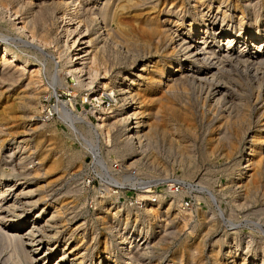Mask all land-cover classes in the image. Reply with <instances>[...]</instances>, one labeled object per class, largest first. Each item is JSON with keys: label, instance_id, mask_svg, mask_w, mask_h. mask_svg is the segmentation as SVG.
I'll return each instance as SVG.
<instances>
[{"label": "bare ground", "instance_id": "bare-ground-1", "mask_svg": "<svg viewBox=\"0 0 264 264\" xmlns=\"http://www.w3.org/2000/svg\"><path fill=\"white\" fill-rule=\"evenodd\" d=\"M212 4L217 5V10H215L217 13H222L223 19L227 18V12L221 11V7L227 9L231 6L234 12L239 14L237 30L227 32V29L221 31L215 28L216 18L210 13ZM90 5L91 7H89ZM244 9L249 10L253 16L254 25L252 23L253 26L250 28L243 25L247 18ZM55 13H58V17L55 19L57 21L56 29L59 30V35L64 36L63 46L60 51H56L57 55H55L59 59L62 53L66 55L63 67L58 71L70 78L72 86L52 73V69L55 67L54 59L45 54V47L53 43L50 38L49 18ZM220 22L223 23L222 20ZM0 24L12 28L10 32L0 26V85L25 84L14 100L15 108L21 112L22 120L27 119V122L31 125V121L39 122L35 114L31 113L32 111L35 112L34 104H37L38 97L41 94L56 96V89L62 88L66 91L72 89V91H75L76 88L81 87L86 89L88 96L95 91L98 95H107L114 99L113 110L100 109L95 112L97 123L94 127H91L86 114L75 116V114H71L66 110L62 101L57 102L62 118H70V122L76 117L82 118L86 131L83 130V134H80V132L77 134L84 142L90 143L99 139H112L116 142L115 144L121 147L123 152H130L136 158H139L130 165L128 164L133 166L141 163V160L147 156L145 154L151 146L153 135H164L169 130L170 140L176 143L177 148L186 150L189 155L192 144L190 145V141L186 140L176 128L177 125L175 126V123L177 121L178 123L181 122L182 118L188 122L191 116V111H189L191 110V106H189L191 104L184 95H181L192 83L205 84L207 93L204 96L206 99L210 97L211 102H213V104L210 103L213 105V110L215 107L221 114V121L217 127V129L219 128L218 137L213 138V146L222 147L225 156L228 158L237 156L240 152L239 146L244 141L246 142V150L241 153V162L238 161L239 170H237L238 172L234 178L229 181V188L239 186V181L246 177V171L251 172L249 175L252 183L249 181L250 184L245 187L250 188L249 191L257 182L256 179L264 176V100H262V97H264V55H259L260 50L264 51V39L261 36V33L264 34V0L259 3L257 0H0ZM237 45H239L238 48H236ZM30 58L38 66L30 63ZM111 58L113 61H120L119 59L130 60L131 69L125 71L124 75L117 74L111 79V76L109 77L110 70H108ZM50 68L51 72L48 74L50 83L45 85L41 80V72ZM98 71L100 74H98ZM98 77L101 81L95 80ZM94 87L97 91L93 90ZM8 88L10 89V87ZM140 91L153 95L155 101L160 106L162 104L165 110L167 109L164 116L171 119L169 123L166 117V123H169V127L166 126L168 130L164 127V130L159 132L158 128L149 125V122L145 120V114L147 113L140 109L144 101V99L141 101L142 98L139 100ZM157 93H160V96H157ZM142 94L141 92L140 97H142ZM245 94H249V96L247 97ZM178 96L184 97L185 101H188V104L183 105L184 108L182 106L180 109L177 108L178 105L182 104L178 103L176 106V100H180ZM89 97L93 98L94 96ZM148 97H146L147 100ZM159 107L155 109V112L158 111L160 117L159 111L161 109L159 110ZM161 116L163 115L161 114ZM153 121H150L151 124L156 123L158 120ZM41 125L44 126V123L40 122L37 126L42 127ZM37 126L35 125V127ZM72 126L74 127V125ZM145 127L147 129H144ZM33 128L31 130L29 128L28 131H32ZM4 130L6 131V129L0 127L1 134ZM171 146L173 145L170 144L168 148L170 149ZM3 147L4 142H0V152ZM38 147L29 145L26 138L12 141L9 145L10 150L17 148L22 153V157L18 159L20 163L22 162L21 169L23 172L15 176L12 175L14 178L11 179L14 180L11 183L7 181L11 175L8 177V174L0 168V188L2 185L9 183L4 190H0V225L5 226L3 229L0 226V241L8 244L14 249V252L19 254L18 250H20L21 254L27 256L28 252L27 249L25 250V246L30 248L34 247L35 244L41 245L42 241H36V238L40 237V232H44L45 228L54 231L51 238L56 239L55 230L58 228L59 210L61 209L60 206H55V202L52 200L38 197L37 188L29 189V178L34 174L30 175V170H27L23 165L26 162L24 160L31 159L32 164V160L37 158L40 164L37 161L35 166H38V168H35L39 171V169H42L43 163L50 158H47L48 154L43 156V154L38 153L39 151L36 152V150H39ZM31 148L33 149L31 150ZM150 149H152V146ZM12 153L13 151H11ZM214 155L216 156V154ZM226 157L223 156V158ZM146 158L147 165H151L152 162L149 163L148 157ZM50 159L52 160V158ZM50 161L46 165L49 166L48 171L56 170L59 167L58 163ZM194 168L192 162L187 164L185 171L187 176H192ZM155 182L157 184L163 183L159 180H155ZM187 188L188 186H186V191ZM231 189L233 190V188ZM146 192L142 191L139 196L140 199L145 201V206L142 208L143 213L145 212L144 214L156 218L159 214L161 201L160 199L154 203L146 201L148 200ZM176 193H180V191ZM173 197L175 196L173 195ZM100 202L103 204L102 201ZM40 203L44 206L39 209L36 217L33 219L27 218V213ZM168 205L169 209L173 208V204ZM174 205H176L175 202ZM65 206L62 207L61 205L62 208H65ZM48 207L54 209L50 218L43 221V223L38 222L39 218L37 217ZM103 207L99 208L100 214L105 211ZM148 207L151 208L148 209ZM174 207L175 209L172 210L175 217L171 219L172 223L177 220L176 218L178 220L187 218L183 212L181 213L180 209ZM61 212L63 211L61 210ZM100 214L98 220L102 218ZM109 214L113 216L112 213L109 212ZM203 216L208 219V231L214 230L216 222L214 218L218 217V214L214 211L211 212L209 209V212L203 214ZM208 222L205 221V223ZM25 227L28 229L26 230ZM116 234L117 238L113 245L116 246L118 253L123 255L122 263L131 264L128 260H131L132 256L126 255V252L124 253L125 246L128 243L130 245L139 237L142 239V232L121 230ZM241 240V238H236L233 245L231 243L229 247L223 250L220 247L212 246L207 261L202 258L201 242L186 241L181 252L177 253L178 255L175 257H171L168 264H264V237L260 238L253 246L249 237L244 238V250L246 251L240 248ZM68 242L69 239H67L66 246L69 245ZM102 243L104 246L95 257L92 252L86 251L85 254L79 256V259L84 260V258L89 257L93 260L97 259L96 261L102 259L107 264H117L110 252L112 240L108 242L104 240ZM155 243L157 244L151 247L146 243L141 245L137 259L154 260L152 258L157 254L154 253V248L160 246L158 241ZM66 246H64V249L68 251L69 249H66ZM251 247L252 251L249 250ZM52 249L53 247L51 249L47 248L41 255L43 263ZM126 249L128 248L126 247ZM66 251H63L61 257L52 264H62L67 257L69 258L72 251ZM76 260L72 259L70 264H77ZM81 261L79 260V262ZM151 261L145 264H156L150 263Z\"/></svg>", "mask_w": 264, "mask_h": 264}, {"label": "rangeland", "instance_id": "rangeland-1", "mask_svg": "<svg viewBox=\"0 0 264 264\" xmlns=\"http://www.w3.org/2000/svg\"><path fill=\"white\" fill-rule=\"evenodd\" d=\"M261 1L262 0H257L258 3ZM89 7H91V5ZM216 7L217 5L212 4L211 9H210V13H212V15L216 18L215 25H214L215 28L216 29L218 28L221 31H225V29H227L226 30L227 32L237 30V20H238L239 14L235 13L234 9L231 6H229L227 9L225 7H221L220 8L221 11L224 10L225 12H227L226 13L227 18H225L226 19L225 20L222 17V13L220 12L217 13ZM245 11L247 13V18L245 19L243 25H245L246 28H250L254 25L253 16L251 15L249 10L244 9V12ZM57 17H58V13H55L53 16L49 18L50 38H51V42L53 43L45 47V54L50 56L52 59H54V61L56 60L55 62L53 61L55 67L53 66L54 68L52 69L53 70L52 73L56 74V76H58L60 79L62 78L63 81L65 80V82L68 85L71 84L70 86H72V82L70 81V78L67 77L65 74H62V72L58 71L59 69L63 67V64L65 62L64 59L66 55L62 53L60 55L61 56L60 59L58 56H56L57 55L56 51L58 50L60 51V49L63 46L62 43L64 41V38H63L64 36L62 34L61 35L58 34L59 30L57 31L56 26H55L57 22L55 21V19H57ZM220 20H222L223 23H221ZM0 26L3 27L4 29L9 30L10 32L12 30L10 26H6L5 24H0ZM261 36H262V39H264L263 33H261ZM238 47L239 45L236 46V48ZM259 55H264V51L260 50ZM119 60L120 61H116V60L113 61L112 58L110 59V62H109L110 65L108 67V70H110L109 77L111 76L110 77L111 79L117 74L124 75L125 71H129L131 69L130 60H121V59ZM29 61L30 63L38 66V64L31 58L29 59ZM45 71L41 72V80H42V83L46 85L50 83L48 79V76H49L48 74H50L51 68L49 70L47 69L46 72ZM98 74H100L99 71H98ZM95 80L99 81L100 79L98 77ZM198 84L199 83L190 84L185 89L187 93L186 91H184L185 93H182L181 95V96L184 95V97H186L189 103L191 104L189 105L191 106L190 107L191 110L189 111H191L190 113L192 117L190 116V118L188 119L189 120L188 122L186 120L184 121L183 120L184 118H182V120L180 119L181 122L178 123L177 121V123H175V126L177 125L176 128L179 130L182 136L185 137L186 140L190 141L189 142L190 145L192 144L191 146L192 149L190 151L191 153L189 155L187 154L188 152L186 153V150L177 148L176 143L170 140L171 136L168 133L170 132L168 130V127H169L168 124L170 123L169 120L171 119L168 116H164V113H166L167 109L165 110L164 109L165 107L162 104L160 106L159 103L155 101V97L153 95L151 96V94H147L146 92H143V91L139 92L140 94L141 92L143 93L142 97H140V94H139V100L141 98H142L141 101L144 99V101L142 102L143 106L140 109H142L144 113H147L145 114V117H146L145 120L149 122V125L151 126L154 125L155 128H158L159 132L163 131L164 127L166 126H168L166 127L168 131L164 135H159V134L153 135V139L151 143L152 149H150L151 148L150 146L148 149V152H146L145 154L147 156L145 157L143 156L144 159L141 160V163L133 165L135 175L138 178H145L149 180L153 179V181L159 180V181H162L163 183L165 181H168L166 179L164 180L163 177L173 176L179 179L184 185L188 186L187 191H186V188L182 187L181 189L182 192L180 191V193H174V194L170 192H166V191L164 192V187L159 186L158 193L159 194H162L163 192L164 193L159 196V199L161 201L160 210L156 218L155 217L153 218L150 215L144 214L145 212L143 213L142 208H144L145 205H143L141 209H135L130 204V201L134 198V196L136 195L139 198L140 193L142 191L144 192V190L137 191V193L136 191L129 190V191H125L121 193V195L117 194L114 196H106L107 197L106 198L105 196H100L96 194L94 191L88 190L81 186L80 175H81V171L84 166V163L86 161V156H85L82 146H80V144L77 142V140H75L73 136V133L74 134L76 133L75 136L79 138L80 137L78 135L79 132L80 134H83V132L86 131V128L83 124L81 117H76V119L74 118V120L70 122L69 120L70 118L64 119L61 116V118L64 121L67 120L69 122L66 125L63 124L61 120H57V119L45 122L44 126L41 125L42 127L37 126L40 124V122H35V120L30 122L32 123L31 125L27 122V119L22 120L21 112L15 108L14 100L17 98L18 93L23 89L22 87L25 84L18 83L17 85H13V86L0 85V127H2L3 129H6V131L4 130L2 134L0 133V142H4V147L0 152V156H1L0 157L1 159L0 168L1 170H3L4 172L8 174V177L11 175L10 178H8L7 180L8 182L11 183L14 180V179H11V178H14L13 176L23 172V170L21 169L22 162L20 163L18 159L19 157H22L21 156L22 153H20L17 150V148H14V149L12 148L13 150L12 149L10 150L9 145H11L12 141L16 139H18L19 141L22 138H26L29 141V145L39 146L40 148L38 147L39 150H36V152L39 151L38 153L43 154V156L44 154L45 155L48 154L47 158L50 157L52 158V160L48 158L47 162H49L50 160L56 161L59 167H57L56 170H54L55 172L51 170L48 171L49 166H46V165L49 163L45 162L42 165V169H39L38 171L36 169L38 168V166L37 167L35 166V164H37V161H38L37 158L32 160L33 162L32 164L30 162L31 159L24 160V162L25 161L26 162L23 165H25L27 170H30L29 171L31 172L30 175L32 173L34 174V175H31L29 178V184H28L29 189L37 188L36 192H37L38 197H43L45 199L52 200L53 202H55L54 204L55 206H58V207L60 206L59 208H61L59 210L60 212H59L58 228H56L55 230V233L58 235V236L57 235L55 236L56 239L51 238V236L54 234V231H51L50 229L45 228L44 229L45 233L43 231L40 232V237H38L39 239L36 238V241L37 240L42 241L41 245L35 244L34 247H30V248L25 246V250L27 249L28 256L21 254L20 250H18L19 254L14 252L13 251L14 249H12L8 244H4L3 241H0V264H31V263L52 264L54 261L58 260L61 257L63 251H66L64 249V246H66L67 239H69V242H68L69 245L66 246V249H69L71 251L73 249L74 250L72 251V254L70 255V257L69 258L67 257L66 260L62 264H70L72 259H77L78 261L77 260L75 261L77 262V264L79 263L107 264L103 262L102 259L99 261H96L97 259L93 260L92 258H89V257L84 258V260L79 259V256L82 255L83 253L85 254L86 251H88L89 253L92 252V255L95 257V255L98 254L102 250L104 246L102 241L104 240L107 242L112 240V244L110 245L111 247L110 252L113 255V259H115V262L117 264H124L122 263L123 255L118 253L116 246L113 245L114 241L117 238L116 232L121 231V230H128V231L135 230L137 233L142 232V239H140L141 237H139L136 241H133L132 243H130V245L128 243L125 246L124 253L126 252V255L132 256L131 260L126 259L130 261L131 264H140V263L145 264L151 261L146 258L141 259V260L137 259V255L140 253L139 249L141 245H144L145 243L149 244L150 247L153 246L154 244H157L155 243L157 241H158V244L160 243V246H158L157 248H154V253H157V254L154 258H152L154 260H152L150 263L168 264L169 263L168 261L170 260L171 257H175L181 252V249L184 248L183 246L186 241H191L193 243L201 242L202 245H201L200 250L203 255L202 258H204V260L207 261L209 250L212 246H215L216 248L220 247L223 250L229 247L231 243H232L231 245H233V241L236 238H241L242 240L240 241V248L244 250L245 249L244 247L245 244L243 240L244 238L249 237L252 241L251 243L252 246L255 245L254 243H257V241H259L260 238H263L264 237V188H263L264 187V176L258 177L256 179L257 182L254 184L253 188L251 187V190L253 189L252 192H250L251 190L250 191L248 190L250 188L248 189L245 188V187H248L250 182L252 183V180L250 181V175H249L251 174L250 171H246V177L242 178L239 181L240 185L237 186L238 188L236 186L231 187L233 188V190L229 188V181H231V179L234 178V176L238 172L237 170H239L238 163L241 162L240 160L242 156L241 153H243V151L246 150L245 149L246 142L244 141L239 146L240 152L238 153V155L236 154L237 156L228 157V158L225 156V153L223 151L224 149L222 147L220 148L216 146L217 147L216 148L215 146H213L212 143L214 139L218 137L217 133L219 132L218 130L219 128L217 129V127L221 121V117H220L221 114L217 108L214 107V110H213V105H211L213 104V102H211L210 97H207L208 99H206V97L204 96V94L207 93L206 91L207 86L205 84H199V85ZM8 87H10V89ZM94 89L97 91L95 87L93 88V90ZM63 91H65V89H62V88L56 89V93L58 97L62 100V103L65 105V108H67L66 107L67 101H69L71 110L72 111L75 110L74 111L75 113H73L75 114V116H77L78 114L80 115L86 114L85 112H87L86 115L90 121L89 123L91 124V127L96 126L97 119L95 117V112L100 110V109L98 110V106L100 105L96 106V104H99V103H96L93 100L91 101V104L83 103V102L88 101L89 96L91 95L97 96L98 93L93 91L88 96V92L86 91V89L79 87V88H76L75 91H72V89H69V91H71L70 93L71 97H70V96H66L65 95L66 93L65 92L63 93ZM157 94H158L157 96H160V93H157ZM245 95L247 97L249 96V94H245ZM102 96H103L102 104L104 105V107L107 108L108 106L110 110L111 109L113 110L114 102L112 101L110 102V100L105 98L104 95H101V97ZM146 97H148V100L150 101H148ZM178 97L180 98V100H176V106L178 105V103L179 104L182 103V104L178 105L177 108L178 109L182 107L184 108L183 105L186 103L188 104V101L187 100L185 101L184 97H180V96ZM90 98L91 97H89V99ZM263 98L264 97H262V100H264ZM37 103H38V100H37ZM157 106L159 107V110L161 109L159 111V114H160V117L162 118L159 117L158 111L157 113L155 112L156 111L155 109H158ZM92 107L94 108V110L92 109ZM37 109H38L37 104L36 105L34 104L35 112L32 111L31 114L33 113L35 114ZM68 112L70 111L68 110ZM89 112L91 113L90 115H89ZM161 114L165 118L161 116ZM156 116H158L157 118L161 119L162 121L157 119ZM218 116L220 117V119ZM154 117L156 120L154 119ZM166 117L168 118L169 123H166L167 122ZM152 119L155 121H153ZM150 121H153V122L157 121V122L154 124H151ZM75 123H77L75 126L78 128V130L75 129L76 128L75 126L74 127L72 126ZM184 124H186L187 126ZM35 125L38 128L35 127ZM189 126L191 128H187ZM29 128L30 130L31 128H33L32 131L30 130L28 131ZM34 129L35 131H37L36 133H33L35 132L33 131ZM144 129H147V127H145ZM158 130L156 129V131ZM115 143L116 142L112 139L110 140L99 139L98 141L95 140L90 143L85 142V144L88 145L93 150L97 149V147L99 146L101 149L104 150V153L106 155L111 154L115 156L116 158L122 160L127 165L128 164L130 165L132 162H134V160L139 159V158H136V156L134 154H131L130 152L128 153L123 152L121 147ZM170 144H172L173 146H171V148L169 149L168 146ZM214 147H215V150H214ZM210 148H213V149H210ZM32 149L33 148H31V150ZM211 150L212 152L214 151L215 152L212 154V152H210ZM11 151H13L12 154H11ZM35 153L33 154V156L35 155ZM207 153H210L211 155L210 154L207 155ZM214 154H216V156ZM217 154L221 155L222 157L221 156L219 157ZM53 156L55 157V159H53L54 158ZM223 156L226 158H223ZM146 157H148L150 161L149 163L151 162L153 163V164L151 163L152 166L147 165L145 161L147 159ZM191 162H192V165H194L195 167L194 173L192 174V176L191 175L187 176L185 172L186 167H187V164ZM263 162H264V159H263ZM38 164H40L39 161H38ZM234 165H237V166H234ZM12 172L15 174H13ZM135 175L133 174L131 178L132 181L137 178ZM8 185L9 183L2 185L0 190H4L6 186ZM173 195L175 197L172 198ZM182 197H184V200L187 202V206L185 207H183L181 203ZM171 199L172 201L170 202ZM23 201L25 202V200ZM100 201H102L104 205L101 204ZM174 202L176 205H174ZM118 203H123V205H119ZM168 204H173L174 209H175L174 206H176V208L180 209L181 213L183 212V214H185L187 218L182 219V220L181 219L178 220V218H176L177 220L175 219L176 221L174 220L175 222L173 221L174 223H172L171 219H174L175 213L172 210L173 208L169 209ZM61 205L62 207H64L65 205L66 206L65 208H62ZM43 206L44 205L42 203L36 205L33 208V210H30L27 213V218L33 219L34 217H36V215L39 212V209H41ZM101 207H103L105 211L103 210L104 212L100 214L99 208ZM150 208L151 207H148V209ZM106 209L108 210L106 211ZM166 209H169V210H166ZM209 209L211 212L214 211L216 214H218V217L214 218V220L216 221L214 225L215 226L214 230H211V231H208V228H207L209 227L208 219H206V217L203 216V214L205 215V213L209 212ZM53 210L54 209L52 207L46 208V210H44L43 213H41V215L37 217L39 218L38 222L43 223V221L48 220V218H50V215L53 213ZM61 210L63 212H61ZM108 211L112 213L113 216L109 214ZM166 212H168L167 216H166ZM60 213H62L63 215ZM99 214H100V217L102 216L101 220L97 219ZM61 215L64 217L61 218L62 217ZM61 219L63 220V222ZM116 219H118L119 221H117ZM206 220L208 223H205ZM168 221L169 222L171 221V222L169 223ZM205 224H206V227H205ZM0 226L2 227V229L5 227L2 225ZM25 228L26 230L28 229L27 227ZM261 232L263 235L261 234ZM169 233L170 234L172 233V234L170 235ZM144 236L145 237L147 236V237L145 238ZM163 238H165L166 240H164ZM162 241L163 243H161ZM52 247L53 249L50 255L44 259L45 262L43 263V259H41L42 258L41 255L44 253V251L47 250V248L51 249ZM126 247L128 249H126ZM249 250L252 251V247ZM115 254L116 256H114ZM79 260L80 261L82 260V261L79 262Z\"/></svg>", "mask_w": 264, "mask_h": 264}, {"label": "built area", "instance_id": "built-area-1", "mask_svg": "<svg viewBox=\"0 0 264 264\" xmlns=\"http://www.w3.org/2000/svg\"><path fill=\"white\" fill-rule=\"evenodd\" d=\"M66 93V96H70L71 91L65 90L63 93ZM57 96V97H56ZM56 96L51 95H43L41 94L38 98L37 107L35 117L39 122L45 123L50 120H61L63 124L69 123L67 120H63L61 118V113L59 111V107L57 106V102L60 100L62 101L57 93ZM105 98L109 99L110 102H114V99L110 96L104 95ZM102 98L101 95H98L97 97H93L88 99V101L83 103H90L93 100L96 103V106H98L99 109H108L104 107L102 104ZM93 105V104H92ZM109 105V103H108ZM67 110L70 111V113H75L71 110V107L69 105V101H67L66 105ZM94 110V108L92 107ZM91 109V110H92ZM97 110V109H96ZM93 112V111H92ZM87 114V112H85ZM91 113L89 112V115ZM77 123L74 124V126ZM76 127V126H75ZM68 128V127H67ZM69 129V128H68ZM78 130V128L76 127ZM73 136L75 140L82 146L83 151L86 156V161L84 163V166L81 171L80 175V184L83 188H86L88 190L94 191L96 194L100 196H114V195H121V193L125 191H147L148 195V202L154 203L159 199V196L161 194L158 193L159 186L164 187V190L166 192L170 193H176L181 191L182 187L186 188V185H184L179 179L173 177V176H166L163 177L165 181L164 183L157 184L153 179H145V178H138L134 173L133 166H128L126 163H124L122 160L116 158L115 156L109 154L106 155L104 153V150L101 149L99 146L97 149L93 150L88 145L85 144L84 141L79 139L75 136L73 133ZM133 174L137 177L136 179L132 181ZM164 193V192H163ZM162 193V194H163ZM102 198V197H101ZM107 198V197H106ZM144 200L138 198L136 195L134 198L130 201V204L135 209H141L144 205ZM182 206H187V202L184 200V197L181 198ZM119 205H123V203H118Z\"/></svg>", "mask_w": 264, "mask_h": 264}]
</instances>
